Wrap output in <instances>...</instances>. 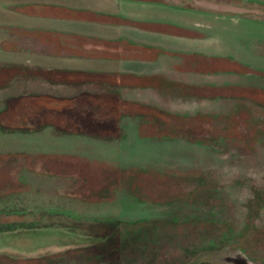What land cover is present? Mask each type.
<instances>
[{"label":"rangeland","instance_id":"obj_1","mask_svg":"<svg viewBox=\"0 0 264 264\" xmlns=\"http://www.w3.org/2000/svg\"><path fill=\"white\" fill-rule=\"evenodd\" d=\"M229 1L240 9L206 18L211 48L239 56L249 65L243 78L264 83V0ZM14 103L0 97V164L20 159L43 170L76 159L112 186L82 198L62 192L59 178L0 175V264H264V125L255 142L241 141L234 114L200 131L191 120L67 125L64 111L63 125H44L51 115L21 109L14 119ZM67 223L61 235L52 229ZM82 248L86 262L67 254Z\"/></svg>","mask_w":264,"mask_h":264},{"label":"flooded vegetation","instance_id":"obj_2","mask_svg":"<svg viewBox=\"0 0 264 264\" xmlns=\"http://www.w3.org/2000/svg\"><path fill=\"white\" fill-rule=\"evenodd\" d=\"M239 4L48 0L37 4L43 9L34 15L13 11L19 16L5 18L0 29L30 40L27 51L35 63L29 70L30 91L47 97L39 104L56 109L50 122L64 111L68 125L164 127L191 120L200 131L215 115L234 114L239 133L246 136L241 141L255 142L260 138L256 125H264V83L243 78L249 65L239 56L212 50L215 36L206 20L240 9ZM165 9L184 16L176 18ZM71 251L67 254L84 259V248Z\"/></svg>","mask_w":264,"mask_h":264},{"label":"crops","instance_id":"obj_3","mask_svg":"<svg viewBox=\"0 0 264 264\" xmlns=\"http://www.w3.org/2000/svg\"><path fill=\"white\" fill-rule=\"evenodd\" d=\"M43 1L48 0H0V24L7 17L19 16L13 11L26 13L27 15L40 13L43 7L37 4ZM28 42H30L28 37L21 36L19 38V34L6 33L0 29V97L5 98V100H9L10 98L17 100V103H14L11 108L14 119L21 109L26 117H35L38 113L49 116L52 115L50 113L53 110H56L42 105L43 103L39 104V101H46L47 97L32 95L33 92L30 91L32 79L30 78L29 70L35 63L31 60L33 55L27 51L29 48ZM23 103H25L23 108L18 109L15 106L17 104L22 105ZM41 108L45 110H41ZM4 110L5 107L2 105L0 112ZM64 121V118L59 117L58 121H48L44 125H63ZM33 161L36 160L34 159ZM50 163L53 164L45 165L43 170H36V168L31 167L26 162L22 166L20 159H11L0 164V175H2V179L7 181L16 176L19 170L23 169L25 173H39L52 179L59 178L60 181H54V183L60 184L62 192L66 195L82 198H95L99 195H104L106 188L109 185L112 186L106 174L95 173L78 166L79 160H70L69 158ZM52 229L57 230L60 235L63 234V230L59 226H53Z\"/></svg>","mask_w":264,"mask_h":264}]
</instances>
